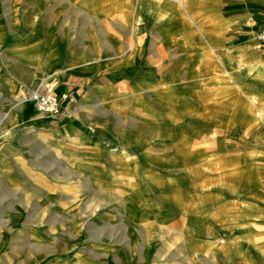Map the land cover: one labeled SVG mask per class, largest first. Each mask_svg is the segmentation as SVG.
<instances>
[{
	"label": "rangeland",
	"instance_id": "1",
	"mask_svg": "<svg viewBox=\"0 0 264 264\" xmlns=\"http://www.w3.org/2000/svg\"><path fill=\"white\" fill-rule=\"evenodd\" d=\"M203 6L0 0V78L75 94L44 139L28 110L0 140L21 170L0 180V264H264V158L215 95ZM20 98L0 92L1 137Z\"/></svg>",
	"mask_w": 264,
	"mask_h": 264
},
{
	"label": "crops",
	"instance_id": "2",
	"mask_svg": "<svg viewBox=\"0 0 264 264\" xmlns=\"http://www.w3.org/2000/svg\"><path fill=\"white\" fill-rule=\"evenodd\" d=\"M203 5V9L205 7L208 10L209 31L217 41L215 46L217 64L214 63L212 71V75H216L219 80L215 95L219 96V102L220 100L230 102L229 97L232 96L239 104L240 127L243 133H249L255 137V143L259 145L255 153L261 154L264 158V47H258L254 41L255 33L264 26V0H203ZM25 43L28 44V42ZM16 56L20 62L33 63L30 58L23 59L21 54ZM222 79H227V83L225 82L223 86H221ZM68 89L67 84H59L53 91L57 94L69 92L75 96ZM1 91L11 95L15 91L19 92L21 98L17 113L12 115V121L5 128L10 131L6 133V137L0 136V140L14 135L18 123L27 118L28 110L37 116L28 118L25 123L28 122L30 126L38 129L37 137L44 139L48 134L46 131L51 127L50 118L36 113L32 102L24 100L21 91L12 85L11 75L5 74L0 78ZM82 125H80V131ZM93 131L94 125L92 127L90 124L83 129L84 133ZM56 132L57 129H53L51 133L57 135ZM114 152L116 149L106 150L110 157L116 155ZM18 154L19 151L15 145L8 142L1 145L0 180L4 179L7 183L13 176L20 174L21 170L16 162Z\"/></svg>",
	"mask_w": 264,
	"mask_h": 264
},
{
	"label": "built area",
	"instance_id": "3",
	"mask_svg": "<svg viewBox=\"0 0 264 264\" xmlns=\"http://www.w3.org/2000/svg\"><path fill=\"white\" fill-rule=\"evenodd\" d=\"M254 41L258 47H264V26L255 33ZM29 98L36 113L48 117H57L67 104L75 100L69 92L57 94L49 89L34 91Z\"/></svg>",
	"mask_w": 264,
	"mask_h": 264
},
{
	"label": "bare ground",
	"instance_id": "4",
	"mask_svg": "<svg viewBox=\"0 0 264 264\" xmlns=\"http://www.w3.org/2000/svg\"><path fill=\"white\" fill-rule=\"evenodd\" d=\"M49 90H51V89H49Z\"/></svg>",
	"mask_w": 264,
	"mask_h": 264
}]
</instances>
